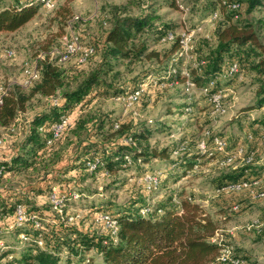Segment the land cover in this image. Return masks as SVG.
Listing matches in <instances>:
<instances>
[{"label":"trees","instance_id":"16d2710c","mask_svg":"<svg viewBox=\"0 0 264 264\" xmlns=\"http://www.w3.org/2000/svg\"><path fill=\"white\" fill-rule=\"evenodd\" d=\"M20 2L21 5L0 7V33L19 29L37 14L36 3ZM242 2L252 10L264 0H213L232 14L218 27L214 45L203 56L197 57L193 51L196 60L188 75L177 68L183 59L176 56L181 35L170 25L154 22V13L149 10L138 15L116 11L98 44L101 58L93 69L66 72L54 60L44 59L39 77L28 91L18 84L8 88L0 100V127L12 133L11 153L0 158V260L9 257V264H60L65 256L69 263L64 264H232L219 259L221 244L212 241L219 224L202 203L180 194L179 198L178 194L160 200L152 198V193L168 177L177 181L203 163L199 157L212 159L219 154L209 157L199 144L198 151H192L183 146L185 137L182 143L161 149L150 146L152 136L166 128L167 122L159 123L152 118L109 119L105 114L91 113L89 106L94 98L107 94L112 87L106 82L105 73L113 61L159 58L160 52L149 47L150 37H158L173 43V53L167 72L153 73L151 83L172 85L180 79L187 86L190 80L201 90L214 81L212 92L221 89L223 80L232 79L251 66L262 76L257 90L258 106L242 112L251 115L254 109L263 108L264 44L259 40L255 23L232 21L238 17ZM233 3L240 6L233 8ZM216 12L217 18L220 17L221 12L216 9L213 14ZM170 33L173 39L168 37ZM89 46L93 47V53L84 62L77 60L79 64L86 63L97 52L98 46ZM234 63L239 71L230 73ZM142 86L138 83L126 98ZM143 91L144 88L133 103L139 102ZM36 96L42 104L29 106ZM187 107L184 106L183 113ZM63 116H71L72 121L56 135L55 125ZM253 120L250 123L253 132H246L247 143H238L228 150L244 145L247 153L255 151L254 161L242 162L221 173L215 180L217 188L263 178L255 162L260 151L264 152L261 135L264 115ZM248 134L253 138L249 139ZM216 135L217 132L209 131L204 137L210 143ZM115 170L155 173L158 183L151 187L145 183L144 194L114 210L107 201L99 205L92 202L87 194L88 182ZM226 191H246L250 199H257L249 190ZM84 196L89 204H78L85 200ZM242 201L232 203V209L239 204L234 210H240ZM73 206H81L82 210L71 211ZM103 214L116 220V233L101 218ZM235 256L248 264L245 257Z\"/></svg>","mask_w":264,"mask_h":264},{"label":"rangeland","instance_id":"374dc122","mask_svg":"<svg viewBox=\"0 0 264 264\" xmlns=\"http://www.w3.org/2000/svg\"><path fill=\"white\" fill-rule=\"evenodd\" d=\"M12 4L22 3L20 0H0V7ZM35 6L38 11L30 21L15 31L0 33V99L14 84L21 85L28 91L30 86L25 83V64L36 65L40 70L41 61L51 59L52 51L56 48H63L65 36L71 31L78 34L83 49L94 44L98 46L97 52L83 64H79L76 57L63 62L52 60L66 72L78 71L77 68L87 71L93 69L101 58L98 44L101 43L109 20L116 11L138 15L149 10L154 13V22L170 25L176 34L195 30L192 44L197 57L203 56L214 45L215 32L226 22L227 16L232 14V11L214 4L213 0H58L53 9L38 3ZM216 9L221 12L218 18L212 15ZM238 12V17H233L232 21L255 23L259 40L264 44V2L252 10L242 2ZM149 47L159 51L160 57L113 61L105 73L106 82L112 87L107 94L98 95L90 102L91 113L97 116L105 114L109 119L139 121L152 118L159 123L167 122L166 128L156 132L150 139V146H157L159 149L172 143H182L185 137L187 140L183 142V146L198 151L197 146L206 131L217 132L218 135L226 137L228 149L234 148L238 143L245 145L246 132H253L250 128L253 118L257 120L264 115V107L254 109L251 115L242 112L249 107L258 106L257 90L262 76L250 66L232 79L223 80L220 86L223 89L226 110L214 111L208 96L196 87L187 89L180 79L172 85L151 83L153 73L166 71L173 53V43L170 40L150 37ZM9 50L14 54L8 55ZM191 66L192 60L183 58L177 68L184 73ZM138 83L143 85V94L139 102L129 103L126 95ZM41 104V99L36 96L29 106ZM184 106L188 107L183 113ZM192 133L195 134L194 137L191 136ZM11 136L10 131L0 127V158L10 155ZM220 158L221 155L212 159L199 157L198 160L203 163L195 171L177 181L171 176L168 177L152 193V198L160 200L170 198L173 194H178V198L179 194L181 197L192 196L217 219L219 242L229 246L234 254L245 257L248 264H264V231L246 229V225L253 219L264 216V199H250L246 191L231 193L217 188L215 180L221 173L242 164V161H237L235 164L221 165L217 160ZM263 164L264 155L260 151L255 165L262 167ZM145 176L132 170H115L110 175L101 174L88 182L86 186L90 192L87 194L91 195L92 202H97V205L107 201L114 210L129 203L134 196L144 194L142 188L146 183ZM86 199L87 197L78 201L81 202L78 204H89ZM153 199H148V202H153ZM242 199L245 200L243 207L238 211L232 209L231 204ZM81 208L73 206L70 210H82ZM66 262L69 263L65 256L62 257L60 264ZM0 264H9V257H3Z\"/></svg>","mask_w":264,"mask_h":264},{"label":"built area","instance_id":"2783aa9c","mask_svg":"<svg viewBox=\"0 0 264 264\" xmlns=\"http://www.w3.org/2000/svg\"><path fill=\"white\" fill-rule=\"evenodd\" d=\"M57 1L58 0H28L29 3H38L48 9H53L56 6ZM231 6L233 8H238L240 4L233 3L231 4ZM217 16H218L217 12L213 14V17L217 18ZM194 31L195 30H192L191 32H184V34H181L180 49L177 52L176 55L177 58H189L190 60H192V62L196 60L193 54V44H192V37H193L192 35ZM168 37L170 39H173L174 35L170 33ZM93 51L94 49L92 46H87L83 49L80 44V38L78 34H76L74 31H71L69 35L65 36L64 47L56 48L55 50L52 51L51 59H56L57 62H63V61H69L72 58L76 57V59L79 62H84L87 60L88 56H90L93 53ZM12 54H14V52L9 50L8 55H12ZM238 71H239V66L237 63H234L230 68V73H236ZM24 72L27 78L25 82L26 85H31L39 77V70L36 65L34 66V65H30L29 63H26L24 67ZM184 73L188 75V72H184ZM186 84H187V89L195 87L193 83L190 82V80H187ZM213 84L214 81H211L208 87L201 89V92L209 97V100L212 103L214 111L223 112L226 110L223 104V89L221 88L210 92L211 86ZM142 89L143 88L141 87L130 93L129 96L126 98V100L129 103H133L136 99H138V96L140 95ZM71 121H72L71 116H63L61 121L55 125V134L58 135L65 126L71 123ZM208 132L209 131H207L206 134H208ZM261 135L264 140V126L261 127ZM248 137L249 139L253 138L252 134H248ZM199 147L200 150L203 153L207 154L209 157L210 156L214 157L217 154L222 155V157L218 160L221 165H231V164H235L237 161L253 162L255 159V151L252 150L249 153H247L244 145H239L233 150H228L227 148L228 140L226 137L222 135L214 136L210 143H208L207 139L204 137L199 142ZM262 174H263V178H261L260 180H255L253 182H250L248 180L233 182L228 184L222 189L230 190V191L249 190L254 198L264 199V189H257L256 187L257 185L261 184V182H264V164L262 167ZM145 181L148 187H151L152 185H157L158 176L155 173L146 174ZM239 207H240L239 204H235L233 206L234 209H238ZM101 218L105 219L107 221V224L112 228L113 232L116 233L117 231L116 220L111 218V216L107 214L101 215ZM19 219H22V216H20ZM246 229L256 230L258 232L262 231L264 229V216L253 219L250 223L246 225ZM218 239H219V232H217L216 236L212 238V241L221 244V250L219 255V259L221 261L231 262L232 264H244L243 259L235 256L233 250L229 246L223 244L222 242H219ZM38 242L39 244H42L41 240H39Z\"/></svg>","mask_w":264,"mask_h":264},{"label":"crops","instance_id":"0c3cea01","mask_svg":"<svg viewBox=\"0 0 264 264\" xmlns=\"http://www.w3.org/2000/svg\"><path fill=\"white\" fill-rule=\"evenodd\" d=\"M263 155H264V152H263ZM262 167H263V165H262ZM262 167L261 166H259V168H260V170L262 171ZM263 182H261V184H259L258 186H260L261 188H264V183L262 184ZM263 186V187H262ZM259 187V188H260ZM245 202H243V204H244Z\"/></svg>","mask_w":264,"mask_h":264}]
</instances>
